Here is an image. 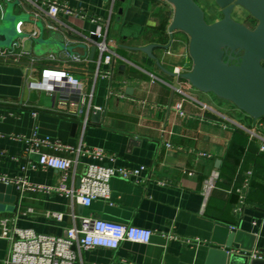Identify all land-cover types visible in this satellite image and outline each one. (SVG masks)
I'll return each mask as SVG.
<instances>
[{
  "label": "crops",
  "instance_id": "1",
  "mask_svg": "<svg viewBox=\"0 0 264 264\" xmlns=\"http://www.w3.org/2000/svg\"><path fill=\"white\" fill-rule=\"evenodd\" d=\"M57 1L74 12L59 14L63 27L56 31L64 35L66 45L73 46L72 52L88 62L71 61L70 52L65 50L55 54L56 60H49L50 53H32V43L26 44L25 39L19 46L39 59L33 67L35 76L43 66L59 65L77 74L86 88L91 89L94 83L91 104L102 109L101 121L92 122L90 112V123L83 130L77 120L76 128L72 129L74 120L58 112L52 94L25 86L24 60L0 61V174L20 173L25 162L22 137L33 130L74 147H100L106 156L94 160L99 163L145 168L128 179L113 177L111 198H96L88 206L54 190H26L19 194L15 185L0 182V218L9 217L10 225L54 236H61L81 215L148 227L152 231L148 244L131 241L113 249L96 246L81 250L75 264H223V250L235 254L233 264L241 263L243 256L251 257L252 252L264 259V153L257 151L258 138L250 139L244 129L254 128L264 138V117L254 126V119L240 109L223 110L209 94L194 88L181 76L163 70L183 72L191 68L188 35L180 30L172 31V36L168 32L173 8L166 0ZM119 8L121 20L115 29L114 15ZM21 12L30 14L23 7L14 8L15 14ZM29 19L22 24L23 32H38L43 24V35L48 36L46 15L38 23L30 15ZM108 19V34L121 58L115 60L112 78H94L93 59L98 51L94 47L90 59L92 44L83 40L81 34L87 35L95 23L102 24ZM147 43L158 45L152 49L155 58L128 47ZM121 64L124 70L118 68ZM150 74L158 80L150 82ZM180 85L192 97L182 100V115L170 108L182 98L174 90ZM110 89L113 93L109 96ZM201 103L219 110L224 117L204 110ZM33 111L38 113L36 117L32 116ZM131 136L136 142L130 141ZM111 155L113 161L108 158ZM31 157L36 159L35 155ZM94 161L80 156L69 171L67 185L76 186L85 163ZM215 169L219 172L215 189L202 209L203 181ZM249 169L251 188L245 205L237 212L234 209L240 205L235 189ZM189 170L194 173L188 174ZM27 173L31 182L52 186L61 177V172L53 168ZM57 214L61 219L56 218ZM233 225L241 232L227 247V230ZM195 238L202 241L198 247L186 241ZM7 248V240L0 237V264Z\"/></svg>",
  "mask_w": 264,
  "mask_h": 264
},
{
  "label": "built area",
  "instance_id": "2",
  "mask_svg": "<svg viewBox=\"0 0 264 264\" xmlns=\"http://www.w3.org/2000/svg\"><path fill=\"white\" fill-rule=\"evenodd\" d=\"M4 1L0 0V11L4 5ZM11 1V0H9ZM14 1V0H12ZM21 4L28 3L31 6V18L35 21L41 19L42 15H46L48 22L47 29L57 30L63 27L62 21L59 18L61 12L73 14V10L66 5H61L57 0H17ZM115 0H112V3ZM94 21V18L92 19ZM23 22L17 23V32L22 33ZM109 19L102 24H96L93 28L87 30V35H83V40L94 45L98 51V56L93 59L95 62L94 78L101 77L105 79L112 78L115 68V60L121 58L113 48V39L108 34ZM31 36H36L37 31L29 33ZM95 36V38H93ZM71 61H87V58H82L77 53H70ZM49 60H56L55 54L50 53L47 57ZM24 60L25 67V86L29 89L43 91L47 94H52L56 101L58 112L71 117L74 121H79L82 125V130L90 123L88 116L93 107L102 110L98 106H92L91 99L94 94V86L92 83L91 89L86 88L82 80L77 74H74L66 67L62 66H43L40 68V73L35 76L33 67L37 65L39 59L32 55L28 50L15 45L13 48L0 47V61H11L22 63ZM101 65L104 67L101 68ZM176 73L179 72L175 71ZM150 82H155L158 78L150 74ZM182 94V98L173 102L170 108L178 115L184 113L183 99L191 98L187 94L185 88L180 85L174 89ZM113 93V90H108V95ZM123 97V94H119ZM204 110L215 111L218 115L223 116L219 110L211 108L206 103H201ZM37 112L33 111L32 116L36 117ZM258 119H254L255 125ZM249 134V138L257 137V151L264 153V138L258 136L254 132V128H244ZM20 137V136H19ZM25 142L22 156L25 159L24 164L20 167V173L17 175L0 174V182L4 184L15 185L19 194L26 190L31 191H50L54 190L63 193L65 196L74 199L76 202L84 206L90 205L96 198L109 200L111 198L110 181L113 177H121L128 179L132 176H137L144 166L137 168L125 167L118 164H102L97 162L102 160L106 154L103 149L97 146L84 147L78 145L74 147L60 139L53 138L47 134L42 136L33 130L28 136L22 137ZM166 145H169L167 142ZM71 154L74 157H71ZM31 155H35L36 159H32ZM80 156H85L94 162L85 163L84 171L78 176L77 185H67L66 180L69 171L77 164ZM110 161L114 160V156L108 157ZM43 168H53L61 172L59 182L55 185L37 184L28 179V170H36ZM193 170H189L188 174H193ZM252 171L246 172L239 186L235 189L238 195L239 205L235 211L245 205V200L250 191V177ZM219 176L218 170H213L203 181L202 188V209L206 205V200L215 189V182ZM57 219H61V215H56ZM12 218H0V237L7 240V254L3 264H75L77 256L81 250L95 248L96 246L105 248H117L123 242H139L148 244L152 231L150 228H145L136 225H126L116 221H110L101 218H92L87 215L78 217L77 223L65 230L61 236L42 234L35 232L31 228H21L14 224L10 225ZM254 224L256 221L253 222ZM233 226H230L232 229ZM171 238V234H166ZM191 245L198 247L201 244V239H187ZM252 256L255 254L252 252Z\"/></svg>",
  "mask_w": 264,
  "mask_h": 264
},
{
  "label": "water",
  "instance_id": "3",
  "mask_svg": "<svg viewBox=\"0 0 264 264\" xmlns=\"http://www.w3.org/2000/svg\"><path fill=\"white\" fill-rule=\"evenodd\" d=\"M172 5L173 17L168 32L180 30L188 35V54L191 68L183 72H170L173 76H181L194 88L201 92L212 93L217 98L233 103L238 109L253 119L264 117V0H215L221 9L222 17L211 23L205 20L203 10L195 0H166ZM235 5L246 9L256 20L252 28L233 19L231 11ZM22 8L30 13L31 6L21 4L17 0L4 1L0 11V47L11 49L19 42L28 38L31 52L57 54L60 51H71L73 46L66 45L61 31L48 29V36L43 35V24L39 26L36 36L27 32L18 33L17 23L29 21L25 12L14 13V8ZM122 9L116 12L114 28L118 29ZM32 19V18H31ZM34 23L38 21L32 20ZM95 38V36H93ZM69 40L73 38L68 37ZM80 43V42H79ZM82 44V43H80ZM158 46L147 43L143 46H128L130 49L144 51L149 57L155 58L152 49ZM89 58L94 54V45L89 49ZM158 66L160 67L158 61ZM124 70V65L118 66ZM102 111L93 107L90 115L92 122L99 123ZM77 121L72 124L76 128ZM131 136L130 141L136 142ZM78 182V179H77ZM241 232L235 227L228 228L225 245L231 247L236 235ZM225 260L223 264H233L235 254L221 251ZM237 264H264V259L256 256H243Z\"/></svg>",
  "mask_w": 264,
  "mask_h": 264
},
{
  "label": "rangeland",
  "instance_id": "4",
  "mask_svg": "<svg viewBox=\"0 0 264 264\" xmlns=\"http://www.w3.org/2000/svg\"><path fill=\"white\" fill-rule=\"evenodd\" d=\"M195 1L203 10L205 20L208 23H211V22L218 20L222 17L221 9L215 3V0H195ZM231 14H232L233 19H235L236 21H238L244 25H247L250 28H252L256 24L255 18H253L252 15L250 13H248V11L246 9H243L239 5H235L233 7ZM24 39H25L24 42H26V44H27V41L30 42V40L28 38H24ZM207 94H209V96H211L212 99L217 100L218 104L220 105V107L223 110H227L230 112H231V110H236L237 107L233 103L221 100V99L217 98L212 93H207Z\"/></svg>",
  "mask_w": 264,
  "mask_h": 264
},
{
  "label": "trees",
  "instance_id": "5",
  "mask_svg": "<svg viewBox=\"0 0 264 264\" xmlns=\"http://www.w3.org/2000/svg\"><path fill=\"white\" fill-rule=\"evenodd\" d=\"M259 153V152H258ZM259 154H261V153H259Z\"/></svg>",
  "mask_w": 264,
  "mask_h": 264
}]
</instances>
